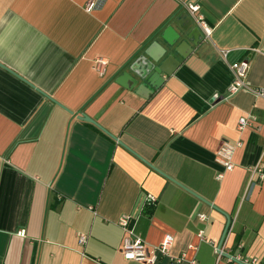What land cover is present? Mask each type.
<instances>
[{
  "label": "crops",
  "instance_id": "obj_1",
  "mask_svg": "<svg viewBox=\"0 0 264 264\" xmlns=\"http://www.w3.org/2000/svg\"><path fill=\"white\" fill-rule=\"evenodd\" d=\"M186 1L211 33L152 87L143 52L188 23ZM244 59L264 88V0H0V264H142L121 255L124 217L147 246L171 235V257L264 264V98L229 92Z\"/></svg>",
  "mask_w": 264,
  "mask_h": 264
},
{
  "label": "built area",
  "instance_id": "obj_2",
  "mask_svg": "<svg viewBox=\"0 0 264 264\" xmlns=\"http://www.w3.org/2000/svg\"><path fill=\"white\" fill-rule=\"evenodd\" d=\"M183 6L186 8L187 12L193 19L196 26L201 29L205 36H209L211 33L210 27L207 25L203 15L200 13V6L191 1H186L183 3ZM95 7L94 3H89L86 5V10L91 11ZM253 52H257L256 49H251ZM220 54L225 58L228 54L227 50L220 51ZM107 62L103 58H97L93 62V69L102 74L105 70ZM233 70V80L229 88V92L234 94L240 90H245L251 93L254 97L264 98V88H251L248 86L246 78L249 70V62L247 59L241 60L232 65ZM250 121L247 117H242L238 121V129H243L248 126ZM237 144H231L229 142H223L220 147L216 150L214 154L215 162L222 168V171H219L216 174L218 180L223 178L225 172H229L234 168L233 155ZM254 173H257L260 179H264V172L259 170H253ZM147 202L154 203L155 198L148 196L146 198ZM199 218L204 221V216L200 215ZM129 218H121L118 222V225L125 232V235L122 240L120 252L124 260L134 261L142 264H154L160 258H168L170 261L176 262L178 264H197L195 258L187 259L186 253H181L177 257H171L169 254L170 248L173 244V237L169 234H165L159 244L155 246H147L145 242L137 235H135L131 229L128 227ZM197 238L200 242L205 241L203 237V231H199ZM85 242L84 236H79V243L83 244ZM195 246H190L189 249L195 250ZM217 254L220 253L217 250ZM235 260L241 262L242 264H260L255 259H249L237 255L233 257Z\"/></svg>",
  "mask_w": 264,
  "mask_h": 264
},
{
  "label": "water",
  "instance_id": "obj_3",
  "mask_svg": "<svg viewBox=\"0 0 264 264\" xmlns=\"http://www.w3.org/2000/svg\"><path fill=\"white\" fill-rule=\"evenodd\" d=\"M181 18L183 17H179V20ZM179 20H177L176 22L180 26V31L176 32L173 39L166 41L167 47L159 46V44L155 42L150 44L143 52L145 57H148V60H146L144 67L141 68L139 72H136V75L138 79H140L144 83L149 84L152 87H158L164 81L162 76H170L173 73L175 67L178 65V62L172 56L173 52L179 54L184 58L187 56V53L191 49L187 48L186 40H190L194 45H196L197 42L195 39L197 38V34L200 35V40L203 38L198 27H192L194 23L193 19L189 18L188 23L187 21L179 22ZM182 37L183 40L177 43ZM121 77L127 78L129 76L126 73H123ZM137 82V79L130 78V83L132 85L135 86ZM79 118L83 121L90 122L96 125L93 120H91L84 114H81ZM226 229L217 249L218 252L222 255L223 253H221L220 247L225 236ZM227 257L235 261L234 258L230 256Z\"/></svg>",
  "mask_w": 264,
  "mask_h": 264
}]
</instances>
